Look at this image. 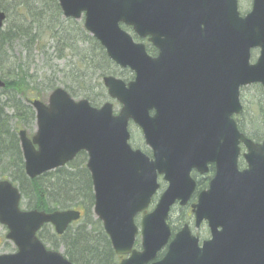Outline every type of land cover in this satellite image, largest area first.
<instances>
[{
  "label": "water",
  "instance_id": "95a60500",
  "mask_svg": "<svg viewBox=\"0 0 264 264\" xmlns=\"http://www.w3.org/2000/svg\"><path fill=\"white\" fill-rule=\"evenodd\" d=\"M59 4L65 17H84L85 28L108 56L134 71L135 79L126 83L114 75L104 77L109 96L122 105L118 114L111 101L96 107L87 98L75 99L63 87L45 101L32 100L37 130L32 137L25 129L19 132L27 175L35 178L86 151L93 211L115 252L128 256L120 264H197L202 254L207 264L209 242L199 247L188 226L169 242L167 219L172 205L177 200L186 204L195 191L192 170L205 172L208 163L216 165V174L195 205L198 222L213 220V213L224 212L231 203L241 204L242 210H259L257 203L264 199V139L255 142L247 137L234 118L243 111L240 87L264 86V0H253L245 16L238 0H59ZM5 19L0 6V27ZM122 24L149 37L159 50L157 56ZM254 48H260V55L252 63ZM209 75L221 81L213 84L215 95L208 104L178 100L186 99L180 92L192 94ZM5 85L0 76V87ZM131 120L142 129L152 156L130 144ZM241 144L246 148L243 170L238 162ZM159 175L168 187L155 208L146 212L160 188ZM21 197L12 181L0 180V223L18 248L0 254V264H76L49 250L37 232L52 223L61 234L81 218V211L22 209ZM142 212L139 228L136 217ZM139 232L140 250L134 247ZM166 246L165 255L157 259Z\"/></svg>",
  "mask_w": 264,
  "mask_h": 264
},
{
  "label": "trees",
  "instance_id": "16d2710c",
  "mask_svg": "<svg viewBox=\"0 0 264 264\" xmlns=\"http://www.w3.org/2000/svg\"><path fill=\"white\" fill-rule=\"evenodd\" d=\"M0 6L7 15L0 27V70L3 74L0 75L6 83L0 87V179L11 177L31 209H81L83 224L70 226L71 259L81 264H109L115 253L102 222L93 218V183L86 164L69 163L36 178L28 177L19 130L36 120L32 99L47 97L59 84H63L73 97H86L93 105H101L109 98L102 79L119 68L101 43L85 29L83 21L63 16L59 0H14L13 5L0 0ZM16 40L21 41L23 55L13 56L12 45ZM51 49L53 53L49 54ZM37 52L48 62H64L62 68L55 66L53 75L46 71L43 81L39 82L31 71ZM12 57L16 59L14 67H6ZM61 73L63 79H58ZM120 74L131 77V71L124 69ZM258 105L264 113V100L260 97ZM238 124L248 136L261 139V132H246L243 120ZM78 158L86 160V155L81 153ZM43 240L49 241V237Z\"/></svg>",
  "mask_w": 264,
  "mask_h": 264
},
{
  "label": "flooded vegetation",
  "instance_id": "af4514ba",
  "mask_svg": "<svg viewBox=\"0 0 264 264\" xmlns=\"http://www.w3.org/2000/svg\"><path fill=\"white\" fill-rule=\"evenodd\" d=\"M252 7H253V0L251 4V9ZM127 30L132 34L136 42H142L145 44L146 50L150 55L157 56L159 50L149 41V37H144V38L140 37L138 34L134 32L131 26H129ZM151 48H153L155 51L153 52L149 51V49ZM257 49L260 52V48L254 49L253 57L256 56L255 51ZM115 64L119 69L131 71V77L129 79H123L122 78L123 75L121 77L119 76L117 77L122 78L127 83L135 79V72L132 71L129 67H122L117 63ZM188 77L189 76H185L184 78H188ZM207 77L209 79H207ZM219 81L221 80L219 78H216L215 75L213 79L210 75L206 76L205 81L199 84L198 86H196L192 94H188L187 92H180L179 89L181 96L183 98L186 97V99L178 98V100L183 104H191V102L194 100H198L202 104H208L211 97L215 95V89L213 88V84ZM226 85L227 84L224 83L225 88ZM246 87L247 86L240 87L241 102L243 101L242 91ZM255 87H258L260 91L261 90L264 91V87L262 86V84H256ZM225 101H226V96H225ZM115 103L119 104V102L117 101H115ZM116 112L118 111L116 110ZM241 116L243 115L242 114L238 116L235 115L236 120L237 121L242 120L240 118ZM132 123H134L133 120L130 121V124ZM130 124H129L130 144L133 146V144L131 143L132 134L130 130ZM142 135H143V131H142ZM133 148L136 149L139 147L133 146ZM244 150L245 149L243 147V151ZM143 151L146 152L149 156H152L153 154L152 149L149 146L147 150L143 149ZM81 153H84L86 155V164H87L88 155L86 152H80L77 155V158ZM77 158L73 160L71 163H75ZM242 159L243 157H241L239 160L240 161L239 167L241 169L245 167V166L243 167L245 163H243ZM215 174H216V165L214 163H208L207 170L205 172H200L196 168L192 170L191 176L196 181V188L186 204L183 205L180 203V201L177 200L172 205L167 219V222L171 228V237L169 242H171L174 239V237L180 231H182V229L185 226H188L191 235L197 239L199 247H204L205 242H209L207 264H264V199H261V201H258L257 203L259 204L258 206L259 210H242L239 208L241 204L231 203L225 207L224 212L213 213L212 214L213 220L210 221L209 219L204 218L198 222L197 214L195 212V205L199 203L200 193L209 188L210 183L214 178ZM167 187H168V182L164 180V186L161 185L162 191H164ZM158 196L159 195H157L156 198L153 200L154 205L158 200ZM154 205L150 210L154 208ZM58 209H64V208H58ZM53 210H46V211H53ZM82 215L84 217L83 212ZM71 225H69V227L63 233L60 234L56 231V228L53 224L46 223L43 225L42 229L38 232L37 235L49 250L59 251L64 257L68 258L70 261L76 264H81L75 260H72L69 254L71 244H70V235H67V231L70 229ZM44 237H49V241L43 240ZM137 249H141V248L137 247ZM166 250H167V246L159 254L158 259L164 256ZM114 253H115L114 254L115 257L109 264H120L121 260L127 257V256L122 257L118 255L115 252V250ZM197 264H204L203 254L198 256Z\"/></svg>",
  "mask_w": 264,
  "mask_h": 264
},
{
  "label": "rangeland",
  "instance_id": "374dc122",
  "mask_svg": "<svg viewBox=\"0 0 264 264\" xmlns=\"http://www.w3.org/2000/svg\"><path fill=\"white\" fill-rule=\"evenodd\" d=\"M6 2L9 5L14 4V0H6ZM239 3H240V5H239L240 10L242 13H246L251 9L252 0H239ZM11 13H12V11H11ZM77 21L82 22V19L81 20L77 19ZM23 52H24V50H23V46L21 44V41L16 40L12 45L13 56L23 55ZM52 53H53V49H51L49 51V54H52ZM258 53H259V50L257 49L255 51L256 56H254L252 60L256 59V57L258 56ZM15 60H16L15 57H12L11 60L6 64V67H12L13 68ZM63 64H64V62L62 60H58V61L53 60L52 62H48L44 55H42L40 52H37L34 55L33 62L31 64V69H32L31 71L34 73L36 80L39 82L41 80L43 81V78L45 76L44 73L46 71H48V73L50 75H53L54 70L56 68L55 66L59 65L62 68ZM121 72H122V69H116L115 72H111V73L113 75L121 77L122 76L120 74ZM0 74L3 75L1 70H0ZM122 78L123 79H129L130 77L127 78V77L123 76ZM58 79H63V73L58 74ZM255 85L247 86L242 91V95H243L242 96L243 97L242 102H243L244 106H246L245 107V117L243 116L242 120H243V122L246 123L245 129H246V132L248 134H254V132L258 131V132H261V138H263V136H264V113L262 112V110L260 109V107L258 105V99L260 97L262 100H264V91H262V90L260 91V89L258 87H255ZM59 86H64V85L59 84ZM80 98H82V97H78V99H80ZM45 100H47V98H45ZM113 102L115 103V101H113ZM115 108L118 111L120 109V104L115 103ZM8 111L10 113H12V110H8ZM16 120H17L16 118L13 119V123H15ZM22 128H26L28 130V132L30 133V135H33L37 130L36 120L33 123H31L29 125V127H22ZM130 130H131V134H132L131 135V143L133 144V146L139 147L142 150L143 149L147 150L148 146L145 144L141 129L137 125L132 123V124H130ZM75 164L84 165V164H86V160H84L82 158H77V160L75 161ZM244 166H245V164L243 165V167ZM6 175H9V173L7 172ZM1 176H5V175H1ZM9 179L12 180L11 177H9ZM159 181L164 186V181H163L162 176L159 177ZM161 191H162V189L160 190V192ZM153 205L154 204L152 203V205H150L149 209H151L153 207ZM21 207L23 209L30 208L26 199H22ZM92 213H93V218L95 219L96 216L93 212V208H92ZM140 218H141V216H138V218H137L138 224H140L139 223ZM83 222H84V219L77 221V222H74L71 226L77 227V226L83 224ZM7 231H8L7 227L0 223V254L3 252H14L17 249L14 242L7 239V237H6ZM71 231L72 230L69 229L67 231V235H70ZM137 240L139 242L136 246L140 247L141 246L140 245L141 236H138Z\"/></svg>",
  "mask_w": 264,
  "mask_h": 264
}]
</instances>
